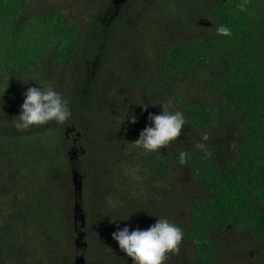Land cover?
I'll return each instance as SVG.
<instances>
[{"label":"trees","instance_id":"16d2710c","mask_svg":"<svg viewBox=\"0 0 264 264\" xmlns=\"http://www.w3.org/2000/svg\"><path fill=\"white\" fill-rule=\"evenodd\" d=\"M242 2L0 0V264H75L77 230L84 264H132L111 234L159 218L184 232L165 264H235L229 232L264 239V0ZM49 86L71 120L18 131ZM168 102L181 136L133 147Z\"/></svg>","mask_w":264,"mask_h":264},{"label":"clouds","instance_id":"9594fccd","mask_svg":"<svg viewBox=\"0 0 264 264\" xmlns=\"http://www.w3.org/2000/svg\"><path fill=\"white\" fill-rule=\"evenodd\" d=\"M249 0H243L239 4L238 10H247ZM218 36H231V29L227 25H219L215 28ZM24 101L21 105V112L14 127L18 131H28L33 126H45L55 122L58 125H66L72 118L70 102L52 87L40 88L29 87L24 93ZM162 112L160 114H149L148 121L151 126H146L139 134V138L131 142L133 147L142 148L153 152L162 148H167L170 143L176 141L182 134V130L187 123L184 114L180 111H172L175 105L168 103L160 104ZM147 104L142 108L146 109ZM132 123L136 118H130ZM205 133L201 141L194 144V148L203 152L204 157L211 155L208 140ZM189 153L181 151L179 153V163L186 165ZM115 220V219H114ZM112 239L116 241L121 252L131 259L132 264H165L168 254H178L183 241L184 232L175 223L167 218H159L147 229L136 228L134 230L125 226L112 234Z\"/></svg>","mask_w":264,"mask_h":264},{"label":"rangeland","instance_id":"374dc122","mask_svg":"<svg viewBox=\"0 0 264 264\" xmlns=\"http://www.w3.org/2000/svg\"><path fill=\"white\" fill-rule=\"evenodd\" d=\"M146 23H147L146 20L145 21L142 20V24H146ZM229 233L233 236L232 237L233 240L231 242V248H230V250H232L233 253L231 255H234L233 258H235V256H237L239 258L235 264H252L251 261L257 263V260L255 259V257L248 253V249H249V246L252 245V241H247L248 244H246V246H245V247H247V252L244 253L243 245H245V244H242L241 241H246L245 240L246 235L243 232H233L232 231ZM82 241H83V239H82ZM260 264H264L263 259L260 260Z\"/></svg>","mask_w":264,"mask_h":264},{"label":"water","instance_id":"95a60500","mask_svg":"<svg viewBox=\"0 0 264 264\" xmlns=\"http://www.w3.org/2000/svg\"><path fill=\"white\" fill-rule=\"evenodd\" d=\"M117 1H122V0H114V2H117ZM72 153H73V155L75 154L74 151H72ZM69 158L72 159V155H70ZM72 177H73L75 189H76L77 193H79V198H80V196H81V181H80V178L78 176V173L74 172ZM73 210H74V217L78 218L79 220H83L82 209H81L80 204L78 202H76L74 204ZM81 238H82V233H80L77 230L76 237L74 239L75 247H76V250L78 252L77 255L75 256V260H74L75 264H84V262H85L83 255L81 253H79V251L84 246V241H82Z\"/></svg>","mask_w":264,"mask_h":264},{"label":"flooded vegetation","instance_id":"af4514ba","mask_svg":"<svg viewBox=\"0 0 264 264\" xmlns=\"http://www.w3.org/2000/svg\"><path fill=\"white\" fill-rule=\"evenodd\" d=\"M249 238H251V237H249ZM241 242H242V244H245V245H243V251L245 253V252H247V247H245V246L248 243L243 242V241H241ZM248 253L250 255H253L255 257V259L257 260V263L251 261L252 264H260V260L261 259L264 260V239H262L261 242H258V243L254 242L252 239V245L249 246Z\"/></svg>","mask_w":264,"mask_h":264}]
</instances>
